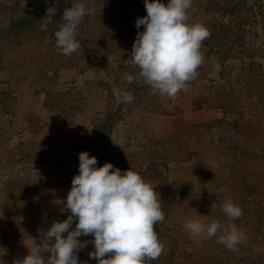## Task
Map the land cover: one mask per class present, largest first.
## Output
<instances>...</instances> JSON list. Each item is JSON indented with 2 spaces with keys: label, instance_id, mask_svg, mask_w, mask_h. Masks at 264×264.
Instances as JSON below:
<instances>
[{
  "label": "rangeland",
  "instance_id": "374dc122",
  "mask_svg": "<svg viewBox=\"0 0 264 264\" xmlns=\"http://www.w3.org/2000/svg\"><path fill=\"white\" fill-rule=\"evenodd\" d=\"M26 1L30 2L29 6L14 11L16 5ZM43 1L0 0L2 26H7L10 17L19 19L27 12L45 10L46 4ZM95 1L98 6L96 14L86 16L77 29V35L93 41L103 33L99 20L100 6L104 3L101 11L104 12L107 8L105 1L108 0H73L86 5ZM167 2L162 1L165 4ZM205 2L192 0L188 16L189 23L199 21L208 29L215 17L205 9ZM245 2L253 5L254 11V20L245 30L248 53L235 48L224 56L226 69L220 66L221 54H203L204 61L198 68V75L188 83L185 90L180 91L175 98L161 95L156 97L160 103V111L157 113L133 106L132 103H117L113 94L114 87L134 93L137 84L144 81L139 77L140 69L131 59L137 33L144 31V26L137 29L135 22L137 18L147 15L140 0H120L119 5L123 8L121 17L131 20L128 29L131 27L136 32L135 36H129L127 30L121 28L115 41L119 45L108 56L106 68L89 67L81 71L86 62L80 61L74 68L60 70L56 90L69 92L70 95L79 91L83 96L79 109H76L78 104H74L70 122L64 123L45 109L42 106L43 92H36L33 86L31 70H35L48 51L45 39L41 37L36 41L34 34L24 36L21 42H16L11 36L0 39V47L5 56L4 69L0 70V93L10 92L13 97L10 104H7L8 108L0 111V123L7 139L5 144L0 145V264L11 261L19 264L28 254L27 247L31 246L32 238L38 244L42 243L38 229L46 231L51 225L42 203L33 210L31 218L21 219L17 228L12 225L6 214L8 206L4 187L7 182L22 178L55 181L57 184L49 192L50 197L64 209L72 178L78 174L80 152L87 151L89 156H95L97 167L111 163L119 169L136 156V167L139 170L135 172L139 174L147 169L149 159L145 155L150 150L160 153L162 160L159 166L162 180H144L159 193L162 209L164 207L165 219L155 225L164 250L158 259L146 260L145 264H264V218L260 220L262 225L257 222L236 224L246 238L235 251L219 243L220 233L205 239L190 235L183 227L188 219H199L206 224L218 220L225 228L232 224L221 217L217 219L216 209L221 208L225 197L231 198L233 202L243 197V190L237 191L235 182L236 179L241 180L246 172L239 168L238 159L230 158L229 153L230 148L236 146V143L240 144L246 135L253 145L251 151L256 153L254 160H250L253 165L251 172L258 174L255 182L264 174V108L260 110L258 103L254 102V82L243 76L244 70L255 71L259 81L258 89H264V0ZM217 19L220 20V16ZM98 63H101L100 59ZM223 71L225 74L221 78ZM125 74H132L134 81L128 83L124 79ZM221 82L226 83L230 93L241 100L238 106H242L237 108L236 113L227 114L220 109L207 108L217 83ZM245 107L252 110L245 112ZM217 117H225L229 121L235 119L239 125L246 126L247 130L239 126V130L234 131L225 124L223 118L216 127L195 128V124L212 121ZM33 118L38 120L39 129L36 134L27 129ZM223 138L226 148L221 147ZM20 143L24 152L15 154L12 159L11 153L7 151L18 147ZM177 184L180 190L175 197L177 201H167L166 198L175 193L172 188ZM221 188L227 191L221 193ZM79 239L92 241L93 236H82ZM92 248L93 244L89 243L78 252L80 264H95L88 255Z\"/></svg>",
  "mask_w": 264,
  "mask_h": 264
},
{
  "label": "clouds",
  "instance_id": "9594fccd",
  "mask_svg": "<svg viewBox=\"0 0 264 264\" xmlns=\"http://www.w3.org/2000/svg\"><path fill=\"white\" fill-rule=\"evenodd\" d=\"M46 9L40 31L55 24V47L65 56L81 49L77 29L86 16H94L96 7L82 2H73L63 10L59 21L57 4ZM147 15L137 18L138 32L132 46V62L140 69L139 77L150 86L153 94L175 98L185 90L188 83L198 75L204 61L201 51L203 41L210 31L199 22L189 23L188 10L192 0H144ZM104 3L100 6V11ZM128 83L134 81L132 74H125ZM117 103H132L131 91L113 88ZM78 174L72 178L64 209L70 215L63 221L53 222L41 233L42 243L35 238L28 254L19 264H80L78 252L94 245L88 253L97 264H145L146 260L158 259L164 250L155 225L165 219L159 193L140 174L128 169L123 172L111 163L97 167V158L87 151L78 154ZM227 190L219 189L224 193ZM221 210L230 220L243 215L242 208L225 197ZM75 221V227L72 225ZM192 236L218 241L228 250L235 251L245 239L244 233L235 223L224 227L218 220L204 223L199 219H188L183 225ZM67 233V235H63ZM93 236L92 241H81L82 236ZM43 253H47V259ZM107 257V258H105Z\"/></svg>",
  "mask_w": 264,
  "mask_h": 264
},
{
  "label": "trees",
  "instance_id": "16d2710c",
  "mask_svg": "<svg viewBox=\"0 0 264 264\" xmlns=\"http://www.w3.org/2000/svg\"><path fill=\"white\" fill-rule=\"evenodd\" d=\"M163 0H161L162 2ZM258 2V0H255ZM72 0H59V3L56 5L58 8L57 15L53 17L54 20L59 21L64 8L71 7ZM141 7L146 11L144 0H140ZM46 4V8L43 11H30L27 12L23 17L19 19H8V24L4 28L0 22V39H7L9 36L16 39V42L23 41L24 36L35 35V40L39 41L43 37L46 41L45 45L48 47V51L43 55L41 60L38 62L37 67L33 71V86H35L36 92H43L42 106L50 111L51 113L58 116L61 120L70 122L73 114L74 104L79 109L81 103L83 102V96L79 91H75L73 95H70L69 92H63L56 90V80L59 76V72L62 69L74 68L79 64V62L84 61L81 71H84L86 68L93 67L99 69V67L108 66V56L112 53L114 48L118 47L116 41V36L121 28L127 30L129 36H135L134 29L131 27L128 29V22L131 20L124 19L121 17V12L123 8L119 5L120 0H108L105 1V6H107L104 12L100 11L99 20L101 21V27L103 33L97 38L96 41L90 40L87 37L77 35V39L81 41L82 48L77 50L71 56H65L57 51L55 47V38L54 32L56 30L55 24H49L45 31H40V25L42 18L46 14V9L50 6H53L55 0H44L42 2ZM89 3V6H95L98 9L97 4ZM30 2L26 1L25 3H19L14 7V11L17 8H24L26 5L29 6ZM205 9L213 14L215 17L214 21L210 22V37L203 41L201 51L206 56H209L212 53L221 54L220 66L225 68L224 56L231 53L235 48L241 49L243 53H248L249 47L245 45L246 40V26L251 23L254 19L253 5H248L245 0H206ZM256 6V5H255ZM261 12V6L259 5ZM13 11V8H12ZM263 12V11H262ZM263 14V13H262ZM0 16L3 17V12L0 13ZM220 16V20L217 18ZM3 48L0 47V70L4 69L3 60H4ZM98 59L101 60V63H98ZM250 66V65H249ZM33 69V68H32ZM226 69V68H225ZM224 71L220 74V77H224ZM252 75V77H250ZM244 79H251L255 86V99L258 103V108L261 110L264 108V89H258L259 81L255 75V71L244 70L243 73ZM246 80V81H247ZM136 91L134 94V100L132 102L133 106L142 107L149 112L157 113L160 111V103L157 102V96L159 94H153L149 85L144 81L142 84H137ZM229 87L226 83L221 82L217 83L213 96L207 102V108L220 109L224 113H236L238 106L241 103L240 98H236L230 93ZM112 92V91H111ZM13 100V97L10 95V92L2 91L0 93V111L6 110L8 108L7 104H10V101ZM254 108V107H252ZM245 112H249L252 109L245 107ZM176 112V111H174ZM120 114V113H119ZM117 114V116L119 115ZM225 120H223V119ZM27 121L30 119V115L26 118ZM224 121L225 124L231 127L234 131L239 130V126L243 130H247L246 126L239 125L237 120L229 121L225 117H217L216 119L208 122H200L195 124V128H212L216 127L221 121ZM38 120L33 118L31 123L27 125V129L36 134L38 132ZM6 134L0 123V145L6 143ZM225 138L222 139L221 147L226 148L224 144ZM236 140V139H235ZM251 140L246 135L245 139L241 140L240 144L236 143V146L230 148L229 157L237 158V164H240V169L245 170L246 175L241 177V180L235 182L236 190H243V197L241 200L234 201L238 204L242 210L243 215L236 219L230 220L222 212L221 208L216 209V215L218 218H223L230 223L248 225L249 223H259L263 224L262 220L264 218V174L261 175V179L255 182L258 174L252 173L253 165H251L250 160H254L256 153L252 152L253 149ZM24 149L20 145L10 149L7 153L10 154L12 159L15 158V154L22 153ZM188 154V153H187ZM158 155V157H157ZM160 153L157 151H147L146 159H149L147 169L139 172L143 179H152V180H162L161 172L159 171L160 163L162 162ZM187 156V155H186ZM189 156V155H188ZM175 158V157H174ZM137 157H131L121 168V172L128 170H139L136 167L138 161ZM56 182L52 180L48 181H31L27 179H14L10 182H7L5 190V199L7 203V218L12 225L16 228L20 226L21 219H29L32 216L33 210L38 207L39 203H42L46 210L47 219L50 224L59 220L63 221L67 219V216L70 215V210H62L59 207L58 203L50 197V191L52 188L56 187ZM175 193L171 194L168 199L177 201L175 197L179 190V184L175 186ZM174 192V191H173ZM184 195V193H182ZM164 210V207L163 209ZM215 215V216H216ZM255 220V222H253ZM256 223V224H257ZM75 227V221L72 225ZM67 235V233H65ZM94 240V237H93ZM94 251V245L92 248ZM45 259H47V253H43ZM107 258V257H105ZM94 263L97 264V261L93 259ZM8 264H13L9 262Z\"/></svg>",
  "mask_w": 264,
  "mask_h": 264
}]
</instances>
